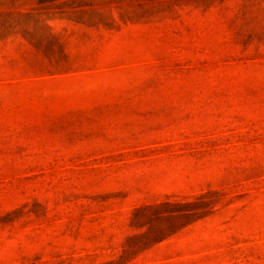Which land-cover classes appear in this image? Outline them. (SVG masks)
<instances>
[{
  "label": "rangeland",
  "instance_id": "1",
  "mask_svg": "<svg viewBox=\"0 0 264 264\" xmlns=\"http://www.w3.org/2000/svg\"><path fill=\"white\" fill-rule=\"evenodd\" d=\"M0 264H264V0H0Z\"/></svg>",
  "mask_w": 264,
  "mask_h": 264
}]
</instances>
